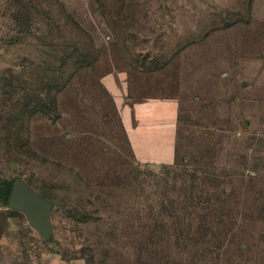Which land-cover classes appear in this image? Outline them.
I'll return each instance as SVG.
<instances>
[{
  "label": "rangeland",
  "instance_id": "1",
  "mask_svg": "<svg viewBox=\"0 0 264 264\" xmlns=\"http://www.w3.org/2000/svg\"><path fill=\"white\" fill-rule=\"evenodd\" d=\"M152 97L178 102L169 164L139 161L120 115ZM17 177L53 234L0 197V264H264V0H0Z\"/></svg>",
  "mask_w": 264,
  "mask_h": 264
},
{
  "label": "crops",
  "instance_id": "2",
  "mask_svg": "<svg viewBox=\"0 0 264 264\" xmlns=\"http://www.w3.org/2000/svg\"><path fill=\"white\" fill-rule=\"evenodd\" d=\"M105 86L113 93L118 85L107 76ZM178 102L152 97L121 105L120 115L135 157L145 163L169 164L175 158Z\"/></svg>",
  "mask_w": 264,
  "mask_h": 264
},
{
  "label": "water",
  "instance_id": "3",
  "mask_svg": "<svg viewBox=\"0 0 264 264\" xmlns=\"http://www.w3.org/2000/svg\"><path fill=\"white\" fill-rule=\"evenodd\" d=\"M157 169L159 165L149 164ZM7 207L22 212L28 223L44 238L50 239L53 225L50 219L53 202L38 193L24 179L17 177L9 193Z\"/></svg>",
  "mask_w": 264,
  "mask_h": 264
},
{
  "label": "trees",
  "instance_id": "4",
  "mask_svg": "<svg viewBox=\"0 0 264 264\" xmlns=\"http://www.w3.org/2000/svg\"><path fill=\"white\" fill-rule=\"evenodd\" d=\"M0 197L3 198V200H7V197H9V193L6 191V189H4V185L3 184H0Z\"/></svg>",
  "mask_w": 264,
  "mask_h": 264
}]
</instances>
